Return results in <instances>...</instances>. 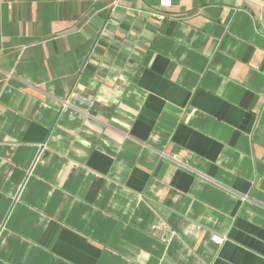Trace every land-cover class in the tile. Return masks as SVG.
I'll return each mask as SVG.
<instances>
[{"label":"crops","instance_id":"0c3cea01","mask_svg":"<svg viewBox=\"0 0 264 264\" xmlns=\"http://www.w3.org/2000/svg\"><path fill=\"white\" fill-rule=\"evenodd\" d=\"M107 3L0 0V264H264V0Z\"/></svg>","mask_w":264,"mask_h":264},{"label":"built area","instance_id":"2783aa9c","mask_svg":"<svg viewBox=\"0 0 264 264\" xmlns=\"http://www.w3.org/2000/svg\"><path fill=\"white\" fill-rule=\"evenodd\" d=\"M96 1H101V2H108L107 6L109 7V9L111 10V12L114 11V9L117 7L119 0H96ZM156 17H158L159 19H163L165 17V15H163L162 13H155L154 14ZM150 230L152 232H162V231H167L168 232V237L169 235L173 234L174 232L168 227V225L164 222V221H159V222H155L153 224L150 225ZM210 240L216 244H221L224 240V237L218 234H211L210 235Z\"/></svg>","mask_w":264,"mask_h":264},{"label":"snow or ice","instance_id":"6c2138e0","mask_svg":"<svg viewBox=\"0 0 264 264\" xmlns=\"http://www.w3.org/2000/svg\"><path fill=\"white\" fill-rule=\"evenodd\" d=\"M166 2H167V0H166Z\"/></svg>","mask_w":264,"mask_h":264}]
</instances>
